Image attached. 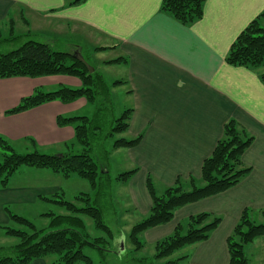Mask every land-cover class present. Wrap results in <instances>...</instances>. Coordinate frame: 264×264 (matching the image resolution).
Here are the masks:
<instances>
[{
    "label": "crops",
    "instance_id": "crops-1",
    "mask_svg": "<svg viewBox=\"0 0 264 264\" xmlns=\"http://www.w3.org/2000/svg\"><path fill=\"white\" fill-rule=\"evenodd\" d=\"M162 1L85 0L71 6L67 0H0V27L14 29L19 21L30 27L31 17L42 19L50 24L49 30L32 28V34L53 36L49 43L76 36L78 44L70 43L75 52L86 49L85 42L99 67L117 71L113 82H122L112 87V92L122 88L128 108L133 109L125 138L143 134L139 144L125 148L126 158L121 163L126 167L122 172L138 170L118 188L128 191L127 202L136 210V222L145 218L152 206L146 186L149 175L158 193L179 177L190 189L189 177H195L199 185L202 163L223 136L226 122L234 119L254 137L242 156L243 165L251 170L238 184L176 209L170 222L142 234L146 241L157 243L178 224L185 227L191 215L212 213L222 221L210 237L192 244V252L162 264H230L227 239L244 209L253 210L254 221H264V83L260 79L264 65L233 66L226 62V56L241 31L264 11V0H206L202 18L190 25L162 11ZM115 59L121 61L106 63ZM81 84L78 77L65 74L0 78V134L25 150L31 147L22 143L23 139L31 137L38 150L67 152V145L75 140L74 128L60 126L57 118L87 116L81 114L90 111L85 98L71 103L53 100L17 114L5 112L36 89L78 88ZM106 168L111 174L109 165ZM47 170L25 169L24 179L11 183L14 174L9 184L0 188L1 228L11 223L6 209L17 214L20 207L45 204L64 193L57 182L51 185L53 182L45 180L60 179V173ZM28 176L42 180L25 182ZM113 199L111 218L124 219L125 215L116 211L126 204ZM256 240L264 242V236ZM113 242L120 245L122 233L117 232ZM48 263L47 259H36L31 264Z\"/></svg>",
    "mask_w": 264,
    "mask_h": 264
},
{
    "label": "trees",
    "instance_id": "trees-1",
    "mask_svg": "<svg viewBox=\"0 0 264 264\" xmlns=\"http://www.w3.org/2000/svg\"><path fill=\"white\" fill-rule=\"evenodd\" d=\"M84 1L67 0L71 6ZM205 1L163 0L162 11L170 14L180 23L190 25L202 18ZM11 24L13 26V22ZM58 46L57 41L49 43L28 40L17 49L6 53L0 52V78L17 76L35 78L65 74L78 77L81 80V86L78 88L60 86L52 91L36 89L31 95L23 97L16 107L5 113L17 114L53 100L71 103L83 97L89 104H97L93 117L59 116L57 118L60 126L70 125L74 128L75 140L67 146L70 148L80 144L82 150L67 151L61 155L42 153L38 150L35 139L28 137L24 138L22 143L29 145L31 149L26 153H20L15 149L12 141L0 134V149L4 152V157L0 159V188L6 187L12 176L22 166L51 169L65 177L76 174L87 180L94 190H97L99 178L107 176L109 183L112 180L106 166L102 167L103 173L100 172L98 160L101 156L94 145V139L103 140L106 135L123 133L130 126L132 108L124 110L119 117L112 113L110 90L122 81L108 84L103 74L96 68L91 72L85 63L76 58V53L61 50ZM120 61L121 59H115L106 63L114 64ZM226 62L233 66L248 68L264 65V11L238 35L230 47ZM260 79L264 83V73L260 75ZM104 129H106V135L102 138ZM142 137L141 133L132 139L117 138L112 148L116 150L134 147L139 144ZM253 141L254 137L231 119L226 122L223 136L217 142L212 154L202 163L200 179L203 185H198L197 179L190 176V190H185L182 179L179 177L174 185L167 187L159 195L154 179L149 175L146 186L152 199L150 212L134 224L129 232V238L135 245V249L143 248L144 243L140 240V236L146 230L170 222L174 218L176 209L221 193L238 184L251 170V167L243 165L242 156ZM110 153L109 150L104 149L103 157L106 162L109 160ZM137 170L138 168H135L119 173L116 179L128 181ZM100 193L102 192L97 191L92 196L91 193L82 192L81 194L86 197L79 195L77 198L85 201L83 206L63 197L51 199L67 208L70 213L59 215L53 212L46 213L45 215L50 217L46 229H37L28 218L6 209L11 221L27 226L30 231L10 226L2 227L6 235L19 238V243L11 247V254H0V264H31L36 259H46L50 255L58 257L48 264H93L92 258L84 253V248L90 245L101 252H106L111 248V240L117 235V232L113 231L105 221L104 209L100 206L103 202V198L99 197ZM252 212V209H244L227 239L230 264H249L247 245L264 236V221H254ZM262 212L264 213V210ZM81 215L92 218L95 227L105 232L107 237H92ZM221 221L219 216L209 212L191 215L187 220L185 232V227L178 224L172 234L156 243L155 257L164 259L185 246L207 240Z\"/></svg>",
    "mask_w": 264,
    "mask_h": 264
},
{
    "label": "rangeland",
    "instance_id": "rangeland-1",
    "mask_svg": "<svg viewBox=\"0 0 264 264\" xmlns=\"http://www.w3.org/2000/svg\"><path fill=\"white\" fill-rule=\"evenodd\" d=\"M30 20L32 21V24H33V25H30V27H28L27 24L21 21H19L17 25H15L14 29H10L7 25L0 27V29H3L2 34H0V52L6 53L11 50L17 49L18 47L23 45L28 40L48 42L49 40H52L54 38L53 36H51L52 37L51 38L42 33L32 34V32H30L32 28H34L35 30H38L42 27L44 30H49L50 24L36 17H31ZM66 39H68L69 41L64 40V39H59L57 41L59 45L58 48L64 51L75 53L70 43L78 44V41H77L78 38L76 36H72L71 38L67 37ZM82 45L86 47V49H83L82 55L84 56V58L86 57L89 60L90 64L94 68H96L98 72L105 75L104 78H106L105 80L107 81L108 84L112 83L113 80L118 78V75L115 74V72H117L116 70H113L111 68H106L103 66L99 67L100 65L99 61L93 58L92 55L90 56V53H89L90 51L88 49L87 43L82 42ZM49 90L51 89H48V88L44 89V91H49ZM110 91H111V99H112V113L114 114V116L119 117L121 113L124 111V109L125 110L126 108L128 109L126 95L124 93V90L119 87L114 90V93L112 92V88ZM90 105H91L90 111L88 113H81V114H86L89 117H93L97 104L95 105L90 104ZM108 105L110 106V103H108ZM80 116H83V115H80ZM105 135H106V129H104V132H102V135H101L102 138ZM125 135H126L125 132L124 133H114L113 135H109V136L106 135V138H103V140L99 138H97V140L94 139V145L98 148L97 152L101 156L99 157V160H98L99 166H100V172L103 173L104 170L102 167L106 165H109L111 174L114 177L117 176L123 170H125L124 168L126 167H122L121 163H123V160L126 158L125 157L126 149L122 148L121 150L117 151V150H113L112 148L115 139L125 137ZM13 146L20 153L28 152L27 150L23 149L21 146L17 144L13 143ZM104 149L109 150L111 152L109 154V161L107 162L103 157ZM81 150H82V146L80 144H76L70 147L67 151H74V152L78 151L79 152ZM39 151L42 153H47L51 155L59 154V153L47 152L43 150H39ZM3 153L4 152L1 150L0 159L4 157ZM28 168L36 169V168L24 166V168L20 171L19 174H15V178H13L11 183L12 182L14 183L17 180L24 179L25 177H24L23 170L28 169ZM48 170L52 171L51 169H48ZM113 176L111 178L112 180L110 181V183L107 179V176H103L99 178L97 190H94L90 186L87 180L79 177L76 174H72L69 177H65L62 174H60L59 175L60 179H57V180L55 178L53 179V177H45V180H49L50 182H53L51 185L56 184L57 182L61 186L62 191L64 192V193L61 192L58 196H54L53 198L60 199L61 197H63L66 200L74 202L80 206L85 205V201L77 198V196L79 195L84 198L86 197L81 194L82 192H86L89 194L91 193L92 196L96 194L97 191L102 192L100 193L99 197L103 198V202L100 203V206H102V208L104 209L105 221L112 228L113 231L122 233V242H120V245L118 242H117L118 244L115 245L112 239L111 244H110L111 248L108 249V251L106 252H101V250H99L98 248L87 245L84 248V253L92 258L93 264H162L166 260L168 261L172 258L175 259V258L181 257L182 254H188L192 252L191 251L192 246L190 245L180 250H177L176 252H174L171 256L167 258L158 259L155 257L156 243L146 241L144 238H142V235L140 236V240L144 243V246L143 248L136 250L135 245L131 242L129 238V232L132 226L131 224H133L134 222L138 220L134 218L136 216V210L134 209L133 206H131V204L127 202L128 191L124 188H121L122 191H118V188L122 187L125 184V182L118 181ZM34 180H38L40 182V180L42 179L36 176L35 178L29 177V180L25 182H31ZM199 185H203V182L201 181ZM184 189L190 190L186 186L184 187ZM164 190L160 191L158 194L161 195L164 192ZM112 199L114 203L118 201L119 203L121 202V203L126 204L123 206H119L116 211L117 214H120V215L124 214L125 215L124 219H120L116 221L111 218V213L113 210L112 209ZM115 208H117L116 204H115ZM49 212H53L57 215L70 213L67 210V208H65L64 206H61L60 204L56 202H53V201L46 202L45 201V204H38L36 206L29 205L28 207H20L17 211V214L22 215L23 217H26L29 220H31V222L35 224L37 229H46L50 222V217L46 216L45 214ZM127 212L130 214L126 215ZM81 217L84 219L86 226H87V231L92 237H98V236L107 237L105 232L95 227V224L92 218L85 216V215H81ZM10 222H11L9 225L10 227L30 231V229L25 225H21L11 220ZM186 223L187 221L184 223L185 225L184 232L187 230ZM259 240H262V239L260 238ZM259 240H256L253 244L250 243L247 245L246 251L249 256V264H264V247L256 248L257 246H264V242H257ZM17 243H19V238L6 235L5 229L1 228L0 226V254H11V251H10L11 247L15 246ZM111 251H114V252H111ZM116 252L118 253L116 254ZM57 257H58L57 255H50L46 259L49 263H51L55 261ZM183 264H191V263L187 261Z\"/></svg>",
    "mask_w": 264,
    "mask_h": 264
},
{
    "label": "water",
    "instance_id": "water-1",
    "mask_svg": "<svg viewBox=\"0 0 264 264\" xmlns=\"http://www.w3.org/2000/svg\"><path fill=\"white\" fill-rule=\"evenodd\" d=\"M76 58L79 59L80 61H82L83 63H85V65L89 68V70L91 72L94 71V67L92 65H90V63L84 58V56L82 55V52L80 50H77L76 52ZM61 155V154H59Z\"/></svg>",
    "mask_w": 264,
    "mask_h": 264
}]
</instances>
